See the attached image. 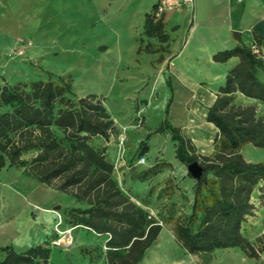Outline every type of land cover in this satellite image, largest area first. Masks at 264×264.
<instances>
[{
    "label": "trees",
    "instance_id": "1",
    "mask_svg": "<svg viewBox=\"0 0 264 264\" xmlns=\"http://www.w3.org/2000/svg\"><path fill=\"white\" fill-rule=\"evenodd\" d=\"M145 30L148 36L165 39L163 24L153 16ZM258 45L214 57L223 62L237 56L240 63L228 73L207 111V121L217 129L212 155L198 156L191 140L167 120L155 130L171 134L177 160L186 165L197 162L203 169L193 186L190 212L169 218L176 242L190 254L240 248L258 259L264 252V246L257 248L244 234L256 209L254 193L264 191V164L247 161L241 153L247 145L264 149V120L255 104L236 101L241 93L264 105V82L258 78L264 64L254 53ZM115 130L102 100L96 94L77 96L70 83L38 80L0 86V170L22 168L40 183L85 204L72 210L71 225L109 236V264H140L163 225L115 180L107 144H97L99 139L108 142ZM50 257L51 249L44 245L25 252L0 246V264H49Z\"/></svg>",
    "mask_w": 264,
    "mask_h": 264
},
{
    "label": "rangeland",
    "instance_id": "2",
    "mask_svg": "<svg viewBox=\"0 0 264 264\" xmlns=\"http://www.w3.org/2000/svg\"><path fill=\"white\" fill-rule=\"evenodd\" d=\"M30 34V29H23L22 35L16 37L0 34V86L53 80L70 83L79 97L96 94L115 123L116 130L108 142L104 139L97 141L98 145L107 144L109 155L115 151L119 155V119L126 123L135 122L136 127L129 126L130 129H127L123 145L129 159L121 166L116 163L117 157L110 158L115 164L114 177L121 190L163 225L160 235L140 264H264V252L258 259L249 258L240 248L190 254L176 242L174 221L169 218L190 212L192 190L197 178L192 175L189 165L174 159L176 144L171 138L172 147L168 131L155 133V129L148 139L143 138L140 131L147 129L145 117L138 114L131 117L129 113H138L140 107L152 103L149 112L155 115L154 118L169 110L167 117L169 121L174 120L176 111L180 110L176 97L173 100L176 92L160 89L150 93L145 89L148 87L146 83L124 88L122 85L128 86L129 77L119 75V66L111 75L107 64L95 69L92 57L83 58L85 51L72 50L65 55L49 42L48 48L37 56L32 52L37 42ZM110 48V43L100 46L102 52ZM161 78L155 76V83ZM247 104H255L258 117L264 120L262 103L248 101ZM209 139L212 142H208ZM210 144L214 149L213 133L198 145L207 154ZM145 146H148L147 152L144 151ZM194 150L198 156H207L197 153L195 146ZM241 153L247 161L264 164L263 148L247 145ZM142 156L146 157L145 164L138 163ZM156 169L159 172L153 174ZM75 200L40 183L22 168H3L0 170V246H11L17 252H25L37 245L47 246L51 249L49 264H109L106 256L109 236L71 225V212L78 208V201ZM253 201L256 209L244 226V234L257 248H261L264 246V191L257 190Z\"/></svg>",
    "mask_w": 264,
    "mask_h": 264
},
{
    "label": "crops",
    "instance_id": "3",
    "mask_svg": "<svg viewBox=\"0 0 264 264\" xmlns=\"http://www.w3.org/2000/svg\"><path fill=\"white\" fill-rule=\"evenodd\" d=\"M158 2L0 0V34L16 37L22 35L23 29H30V36L37 42L32 52L37 56L42 55L49 42L65 55L72 50L85 51L81 53L83 58L92 57L95 69L107 64L111 75L119 66V75L129 77L128 86L122 85L124 88L146 83L148 87L145 89L150 93L160 89L176 92L173 100L176 97L180 110L176 111L174 120L169 121V110L154 118L155 115L149 112L152 103L140 107L138 113L129 112L131 117L134 114L145 117L147 129L140 131L141 137L147 138L167 120L181 129L182 134L197 147V153L211 155L214 151L212 144L208 146L207 154L198 145L212 133L215 137L217 132L216 127L207 121V111L219 90L225 86L228 73L240 63L237 56L223 62L216 61L214 57L224 51L240 46L253 47L258 43L257 49L262 51L264 64V35L253 29L264 21V0H194L162 16L159 20L165 36L162 41L148 36L145 30L146 21ZM107 43L111 45L110 50L102 52L100 46ZM155 76L162 78L155 83ZM258 78L264 82V69L261 67ZM236 101L242 104L257 102L241 93L236 94ZM134 124L120 118L119 136L124 135L126 140L127 129L136 127ZM169 138L174 147L171 136ZM208 142H212L211 139ZM124 143L119 140L118 156L116 151L110 155L114 159L117 157L116 163L121 166L129 159L123 150ZM173 156L175 159V152ZM76 207L86 208V205L78 202Z\"/></svg>",
    "mask_w": 264,
    "mask_h": 264
},
{
    "label": "built area",
    "instance_id": "4",
    "mask_svg": "<svg viewBox=\"0 0 264 264\" xmlns=\"http://www.w3.org/2000/svg\"><path fill=\"white\" fill-rule=\"evenodd\" d=\"M193 2H194V0H159V2L157 3V5L154 8L152 16L156 21L160 20L165 13H167L169 11L177 10L180 7H182L183 5L191 4ZM254 53L257 54V56L259 58L263 57L262 53L257 48L254 49ZM119 140H120L121 144H123L125 141V136L124 135L119 136ZM138 163L139 164H145L146 163V157L142 156L138 160ZM74 228H76V227H74Z\"/></svg>",
    "mask_w": 264,
    "mask_h": 264
},
{
    "label": "water",
    "instance_id": "5",
    "mask_svg": "<svg viewBox=\"0 0 264 264\" xmlns=\"http://www.w3.org/2000/svg\"><path fill=\"white\" fill-rule=\"evenodd\" d=\"M260 35H264V21L259 22L254 28ZM190 171L195 178H200L203 173L202 167L197 162L189 165Z\"/></svg>",
    "mask_w": 264,
    "mask_h": 264
},
{
    "label": "bare ground",
    "instance_id": "6",
    "mask_svg": "<svg viewBox=\"0 0 264 264\" xmlns=\"http://www.w3.org/2000/svg\"><path fill=\"white\" fill-rule=\"evenodd\" d=\"M47 211L50 212L49 210H47ZM47 211H46V212H47ZM178 256H179V255H178Z\"/></svg>",
    "mask_w": 264,
    "mask_h": 264
}]
</instances>
